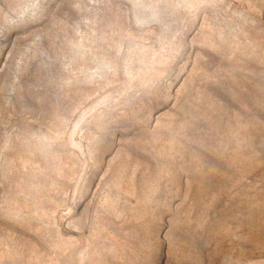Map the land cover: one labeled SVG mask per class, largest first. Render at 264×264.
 Returning <instances> with one entry per match:
<instances>
[{
	"label": "rangeland",
	"instance_id": "rangeland-1",
	"mask_svg": "<svg viewBox=\"0 0 264 264\" xmlns=\"http://www.w3.org/2000/svg\"><path fill=\"white\" fill-rule=\"evenodd\" d=\"M0 264H264V0H0Z\"/></svg>",
	"mask_w": 264,
	"mask_h": 264
}]
</instances>
